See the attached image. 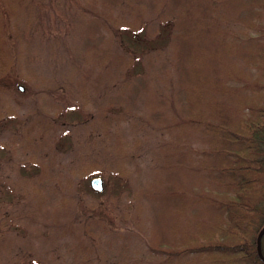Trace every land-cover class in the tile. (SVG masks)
Masks as SVG:
<instances>
[{"label": "trees", "instance_id": "16d2710c", "mask_svg": "<svg viewBox=\"0 0 264 264\" xmlns=\"http://www.w3.org/2000/svg\"><path fill=\"white\" fill-rule=\"evenodd\" d=\"M33 1L37 9L28 0H14L18 6L12 2L7 6L13 13L26 4L22 9L27 10L26 30L34 34L29 40L30 55L49 53L45 63L54 67L58 55L48 49L62 41L59 34L47 31L40 7L45 0ZM155 1L163 3L159 12L167 0ZM82 3L83 8L75 6V16L93 21L95 33L102 34L83 58L89 73L79 98L88 106L90 91L123 92L129 85L133 67L142 63V57L136 60L119 42L124 34H136L146 8L130 14L111 0ZM250 7L254 15L241 16ZM166 8L156 11L160 16L171 15L162 27L166 34L158 38L163 42L148 45L141 55L152 62L153 56L163 55L164 74L158 84L165 89L171 83L180 87L185 112H166L162 106L171 107L169 101L148 100L145 106L148 112L153 108L156 126L141 139L135 132L123 135L124 114L113 119L122 124L117 129L96 118L94 134L87 141L93 144L98 139L106 153H84L78 159L58 147L69 129L45 113L33 115L6 136L0 133V147L18 156L9 169L6 160H0V264H264L256 243L264 225V0H178L174 9L167 12ZM6 33L14 36V25L6 28L0 21V119L16 115V108L25 104L12 93L16 81L9 74L13 59L7 41L11 34ZM72 48L74 43L67 42L71 56L58 77L63 86L73 82L69 68H74L76 56ZM48 70L56 74V67ZM88 124L89 119L83 120V127ZM149 142L147 162L153 165L164 157L165 171L179 173V183L170 178L168 194L174 200L161 213L168 238L162 245L145 238L129 248L124 236L119 252L109 254L119 224L116 208L97 200L100 191L82 194L78 205L76 186L90 173L104 172V167L112 177L129 183L139 172L140 146ZM78 143L75 136L71 145ZM145 185L136 195L132 191L134 214L141 207L135 196ZM150 186L155 187L153 181ZM91 226L100 229L94 231ZM104 234L108 240L97 244L96 237ZM261 251L264 255V233Z\"/></svg>", "mask_w": 264, "mask_h": 264}, {"label": "rangeland", "instance_id": "374dc122", "mask_svg": "<svg viewBox=\"0 0 264 264\" xmlns=\"http://www.w3.org/2000/svg\"><path fill=\"white\" fill-rule=\"evenodd\" d=\"M28 1L34 9L38 8V5L33 0ZM82 1L61 0L52 2L51 0H45V2L40 4L45 16L43 20L46 21L45 26L47 31L50 34H59L60 36L58 37L62 41L60 45L55 44L48 49V52H52L53 50L58 55L56 63L53 64L52 59L54 66L52 67L45 63L48 60L45 58L49 53L36 52L37 55H30L29 40L34 34L28 33L26 30L25 12L27 10H22L26 8V4H20L21 9L16 7L12 13L7 4L12 2L13 5L18 6L14 0H0V21H2L3 25L5 24L6 28L12 23L15 30L14 36L11 33H6L7 36L11 34L7 41L11 46V58L13 59L9 74L16 81L12 93L25 103L22 109L16 108V115H9L0 119V133L6 136L16 129H19L33 115L45 113L49 115L48 117H52L56 122L61 123L66 130L69 129L68 135L65 136L67 137L65 138V142L60 143L58 147L71 158H77L84 153H106L99 148L98 139L96 141L94 140L93 144L87 141L94 134L91 130L93 129L92 124H96V118L98 120H105L111 129H117L122 127V124H116L114 120L120 118L121 114H124L127 121L123 123V135L128 137L131 135L130 132H135L136 136L141 139L144 133L146 135V132L149 133L156 126L153 120L155 118V114H152L153 108L148 112L149 108L145 106L148 100H151L155 104H164V100H167L171 104V107H168V110L167 107L162 106V109L166 112L176 110L179 115H182L183 111L185 112L184 96L180 87L175 83H171L169 84V88L165 89L163 85L158 84L164 74V66L161 65L163 55L158 54L156 57L153 56L152 59L154 62H152L151 58H143L144 56L141 55L142 52L148 49V45L159 43L158 38L166 34L167 31L162 29V27L169 23V16L171 17V15L160 16L158 14L167 5L168 8L165 11L169 12L171 9H174L178 0H167L164 8L159 12L158 7L160 3L163 4L162 1L111 0V3H115L117 8H121L130 14L135 13L136 8H146L143 19L136 25V34H124L121 36L119 42L122 48H124L123 50L134 55L136 60L142 57L143 64L139 61L138 64L140 65L133 67V74L130 77V83L125 88V91H90L89 95L91 96V100H89L88 103L90 104L88 106H84L82 99L79 98L80 89L87 81V75L89 73V67L84 63L83 58L86 56V51L89 46L98 41L102 34L97 35L95 33L96 25L93 21L87 22L83 17L75 16L74 10H76V5L83 8ZM253 15L254 9L250 7L244 9L241 16L249 18ZM17 31L19 32L17 35L19 37H15ZM160 33L162 34L160 35ZM117 36L119 37L118 33ZM67 42L69 44L74 43L75 48H72V53L76 57H73L75 60L74 68H69L73 82H69L63 86L58 77H62L60 71L67 67L66 61L71 56V53L66 52ZM161 42H163L162 39H160ZM18 54L22 55V58L19 59ZM20 60L21 65L19 63ZM147 64L148 67L152 65L153 67L151 69L146 68ZM48 67H56V74L49 73ZM149 70H152L151 73L145 74ZM54 79H56L55 82L53 81ZM151 83L153 85H150ZM19 86H22V89H18ZM53 87L55 88L53 89ZM96 95L98 96L96 97ZM106 96H108L107 99ZM98 106L103 107L99 108ZM86 119H89V124L83 127V120ZM112 125L115 127H111ZM96 128L98 129L99 126ZM75 136L78 137L79 143L72 146L71 143L75 141ZM150 146L151 142L149 144L146 143V147H143V145L140 146L142 157L139 172L136 173L135 177H131L129 183L126 184L119 178L112 177L109 174L110 172L107 171V167H104V172L94 171L76 186L77 191L79 189L80 193L76 200L78 205H80L83 198L82 194L96 191L89 184L90 177L98 175L102 178L103 189L98 192L97 200L102 204L105 202L107 205L110 204L116 208L114 209V211H117L115 213V222L117 224L119 223L117 229L114 230L116 233L112 235L113 240L110 243L113 244V249L112 251L110 250L109 254L111 252H119L120 241L124 236H127L124 237L127 242L125 246L129 248L137 246L145 238L150 241L157 239L160 245L168 238V233L165 231V222L161 213L164 214L166 208L170 207L174 200V197L168 194L173 182V180L170 181V178L174 176L176 182L179 183V173L177 171H165L166 169L163 168L164 157H160L153 165L149 164L147 159L150 160L148 156L150 151L148 147ZM88 156L86 154V157ZM144 157L146 161H144ZM0 160L2 162L6 160L9 169L10 165L12 167L18 161V156L12 154L8 148L4 150V148L2 149L0 147ZM76 163L77 161L74 164L76 165ZM150 181L154 182V188L150 186ZM143 184H146L143 191L141 190L139 197L135 196L136 201L138 199L140 200L139 204H141V207L134 214V206L131 205V202L135 201V198L131 197L133 196L132 191L134 190L136 195L138 189H141ZM79 199L80 201H78ZM120 226L124 228L121 231ZM91 228L94 231H99L100 229V227L96 226H91ZM87 229H90V225ZM151 229L152 231L149 233ZM118 231H120V235L117 233ZM107 237L108 234L97 236V244L105 242L104 239L108 240ZM100 246L103 249V246Z\"/></svg>", "mask_w": 264, "mask_h": 264}, {"label": "water", "instance_id": "95a60500", "mask_svg": "<svg viewBox=\"0 0 264 264\" xmlns=\"http://www.w3.org/2000/svg\"><path fill=\"white\" fill-rule=\"evenodd\" d=\"M20 89H22V86H20ZM90 186L97 191H101L103 189V182L102 178L98 175L91 176L89 179ZM264 233V225L262 226L261 230L258 232L256 237V243H257V253L260 256V258L264 261V255L261 251V236Z\"/></svg>", "mask_w": 264, "mask_h": 264}]
</instances>
